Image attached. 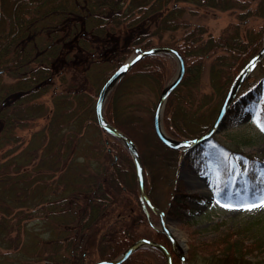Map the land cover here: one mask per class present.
<instances>
[{
  "label": "trees",
  "instance_id": "trees-1",
  "mask_svg": "<svg viewBox=\"0 0 264 264\" xmlns=\"http://www.w3.org/2000/svg\"><path fill=\"white\" fill-rule=\"evenodd\" d=\"M180 3L219 9L233 6L229 0H0V149L5 148L0 154V264H71L74 251L82 247V233L106 213L110 193L134 192L137 184L126 146L97 124L95 113L89 116L90 105L87 108L84 104L82 88L74 85L63 94H54L50 113L44 103L36 101L53 85L56 75L63 78L68 68L81 67L87 76L98 66L103 67L98 64H108L104 82L124 56L110 63L102 61L94 44L117 43L116 36L127 30L129 50L154 45L174 47L183 56L184 73L168 95L166 110L170 108L172 115L164 125L172 137L184 138L188 137L187 119L183 109L177 112V104L172 101L176 91L198 81L205 59L210 58V79L232 67L234 77L261 47L264 25L244 37L237 28L213 37L203 24L179 17L186 10ZM260 4L262 7H256L253 14L264 17V0ZM179 29L180 35H174ZM167 32L172 35L170 39L163 38ZM263 59L254 69L264 70ZM171 72L169 54L146 55L113 86L104 103V115L135 142L143 166L148 151L153 154L161 146L168 147L156 137L149 118L142 121L134 114H125L122 103L135 88H161ZM248 91L240 95L241 103L253 99ZM48 114V122L33 131L25 147L17 150L15 130ZM90 119L95 121V130L87 129ZM97 135L99 144L94 143ZM139 140L151 149L144 152ZM40 155L39 159L59 175L37 190L35 178L22 185L17 171ZM38 203L44 204L37 210ZM24 205L32 208L30 212H23ZM37 213L42 217L41 232L35 226L27 227L30 217ZM23 219L28 220L21 223ZM113 224L98 237L100 258H113L136 239L135 233L115 229ZM110 231L118 236L110 238ZM151 239L163 241L159 237ZM42 249L48 252L39 260ZM151 249L139 247L120 264H137L143 260L137 256Z\"/></svg>",
  "mask_w": 264,
  "mask_h": 264
},
{
  "label": "rangeland",
  "instance_id": "rangeland-1",
  "mask_svg": "<svg viewBox=\"0 0 264 264\" xmlns=\"http://www.w3.org/2000/svg\"><path fill=\"white\" fill-rule=\"evenodd\" d=\"M229 2L233 6L228 9L180 3L186 10L179 17L194 24H203L207 29L206 33L213 37L235 28L244 37L248 31L254 33L264 25V17L253 14L256 7H262L260 0ZM127 32L116 36L117 43H93L98 52L100 51L102 61L114 62L113 60L121 56H124L122 60H125L134 54L126 45ZM180 33L179 29L174 35L179 36ZM171 36L167 32L163 38L170 39ZM156 40L154 38V43H157ZM169 58L172 72L161 88L152 85L135 88L122 103L127 110L125 114H134L142 121L149 118L152 123L160 90L174 77L177 70V61L170 54ZM209 62L210 58L205 59L196 83L183 85L172 96V101L177 104L176 111L182 108L187 119L185 129L188 137L180 139L196 137L210 125L236 72L231 73L233 67L224 69L213 76L212 80ZM261 64L264 66V59ZM98 65L103 67L98 66L87 76L81 67L68 68L64 73L65 77L56 75L53 85L36 101L44 103L50 113L53 95L63 94L61 92L77 85L86 94L83 95V100L86 99L84 104L87 108L90 105L89 110L86 108L89 116L94 115L97 93L108 67V64ZM247 78L230 103V112L227 110L228 113L224 115L219 129L206 141L182 149H165L161 146L153 154L148 151L144 158L145 190L154 205L164 210V222L178 242L175 249L181 242L182 248L179 252L185 255L187 264H264V206L251 211L245 210L246 205L259 204L260 199L264 197V131L261 130V126H264V70L256 68ZM248 89L250 93H247L252 95L253 99L247 104L241 103L239 97ZM167 109L169 111L166 110L165 102L161 113V123L165 131L164 121L172 115L170 108ZM49 117L50 114L36 117L15 130L16 145L19 146L17 150L25 147L30 134L42 128ZM87 122V129L95 130V121L90 119ZM197 122L201 124L197 125ZM201 129L203 130L200 131ZM98 137H94L95 144H99ZM38 142H42L41 136L38 137ZM140 143L144 152L151 149L146 148L143 141ZM4 150L5 148L0 149V154ZM38 151L40 154L39 147ZM40 157L41 155L32 159L30 164L23 165L17 171L22 185H27L29 179L35 178L33 185L39 190L59 175L58 171L53 172L50 164L44 163ZM119 163H123L122 159ZM110 194L112 198L110 202L108 200L106 213L98 223L89 226L82 233V247L74 251L75 257L71 264H93L104 259L97 254V240L110 223H114L115 229H127L135 233L136 239L159 237L170 249L172 263L181 264L180 257L172 251L170 240L162 231L156 229L160 226L158 214L152 211L147 214L143 207L137 184L134 192L123 190ZM43 204L38 203L37 210L42 208ZM31 209L27 205L23 206L24 213L30 212ZM27 220L23 219L21 223ZM41 220L42 217L37 213L30 217L27 227L35 226V230L41 232ZM108 233L110 238L118 236L112 231ZM36 251L37 249L33 254H36ZM47 252L48 250L42 249L38 259L44 258ZM137 257L144 260L138 261L137 264H165L163 253L157 248L145 251Z\"/></svg>",
  "mask_w": 264,
  "mask_h": 264
},
{
  "label": "water",
  "instance_id": "water-1",
  "mask_svg": "<svg viewBox=\"0 0 264 264\" xmlns=\"http://www.w3.org/2000/svg\"><path fill=\"white\" fill-rule=\"evenodd\" d=\"M155 53H169L171 54L175 60L177 61V70L175 72L174 77L166 83L162 89L160 90L157 102L154 107L152 123H153V130L157 138L167 147L174 148V149H182L186 146L196 144L208 139L213 133H215L220 125L222 124V119L226 114L230 103L232 102L233 98L235 97L237 91L239 90L242 82L247 78V76L251 73L257 63L264 57V42L262 46L257 50V52L249 58V60L241 67V69L237 72L234 76L232 81L230 82L226 93L222 99L221 104L215 114L212 122L210 125L198 136L193 137L191 139H179L170 136L163 128L161 123V113L165 102L167 100L168 95L171 91L175 88V86L181 80L183 73H184V59L178 49L167 46V45H154L149 48H136L135 53L125 59L103 82L101 85L96 102H95V118L97 124L105 131L109 132L110 134L116 136L118 139L122 141V143L126 146L131 160L134 167V173L137 180L138 185V193L141 199V203L145 208L147 214L149 207L159 216V227L156 228L170 240L172 245V250L180 257L181 264H187L185 255L175 249V245L178 243L177 240L172 236L169 228L166 226L165 220V213L162 209L155 206L150 198L148 197L145 191V173L144 168L141 160L140 153L134 141L122 130L112 124L104 115V103L105 100L113 88V86L123 77V75L128 71V69L140 58ZM143 246H152L159 249L164 257H165V264H173L172 263V254L170 249L163 244L162 242L141 237L137 238L132 241L117 257L112 259H101L93 264H120L125 259L129 257V255L137 248Z\"/></svg>",
  "mask_w": 264,
  "mask_h": 264
},
{
  "label": "snow or ice",
  "instance_id": "snow-or-ice-1",
  "mask_svg": "<svg viewBox=\"0 0 264 264\" xmlns=\"http://www.w3.org/2000/svg\"><path fill=\"white\" fill-rule=\"evenodd\" d=\"M261 130L264 131V126H261ZM259 206H264V197H262L259 201V204L257 203H252L248 204L245 206V210L251 211L252 209L259 207Z\"/></svg>",
  "mask_w": 264,
  "mask_h": 264
},
{
  "label": "bare ground",
  "instance_id": "bare-ground-1",
  "mask_svg": "<svg viewBox=\"0 0 264 264\" xmlns=\"http://www.w3.org/2000/svg\"><path fill=\"white\" fill-rule=\"evenodd\" d=\"M181 244H182V243L180 242V244L176 246V250H177V251H181V250H180V248H182Z\"/></svg>",
  "mask_w": 264,
  "mask_h": 264
}]
</instances>
